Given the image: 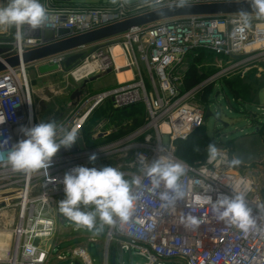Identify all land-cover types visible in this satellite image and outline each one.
I'll return each mask as SVG.
<instances>
[{"label":"built area","instance_id":"1","mask_svg":"<svg viewBox=\"0 0 264 264\" xmlns=\"http://www.w3.org/2000/svg\"><path fill=\"white\" fill-rule=\"evenodd\" d=\"M238 0H189V4L237 2ZM243 1V0H239ZM51 0H41L49 11V21L41 29L70 30L68 36L79 35L126 18L153 10L149 0L137 7L128 6L126 0H116L106 8H60ZM239 13L226 15H184L133 27L112 38L80 46L54 54L35 62L6 68L0 72V140L10 137L9 146L23 139L21 126L35 124L27 68L32 64H57L63 66L67 56L81 52V59L88 63L91 72L102 73L116 67L113 48H120L124 63L122 69L130 70L131 78L118 81L113 87L88 93L84 92L75 103L73 113L63 124L79 130L83 148L56 154L48 170L35 173L15 172L7 165L8 149H0V211L10 206L17 210L13 249L7 251V264H51V249L46 241L55 229L52 217L56 197L65 196L63 175L75 166L89 167V156L97 159L122 153L132 155L131 167L137 166V153H143L149 161L158 155L157 145L174 160L188 165L182 178L185 198L174 208H165L159 199L160 190L147 187L136 191V209L123 230L106 226L103 264H109L108 252L112 245L121 252H134L144 259V264H264V198L260 191L264 186V167L251 168L240 174L222 160L209 162L208 158L188 164L175 155V141L185 140L203 124L206 106L198 97L208 84L221 79L242 63L260 58L264 54V19L251 14L249 25L243 32ZM9 52L0 55H18L41 47V38L17 36ZM94 46L91 50L86 49ZM1 46L5 47L4 44ZM202 50L216 57L229 59L221 67L190 89L184 87L182 65L194 52ZM118 66V65H117ZM110 105L122 112L142 109V116H132L130 121L113 128H105L106 118L89 141L80 132L86 120L99 107ZM113 112H111L112 114ZM114 114V113H113ZM122 115V114H120ZM135 117V119H134ZM122 129L121 137L102 145H88L90 140L110 137ZM62 149V148H61ZM223 150L229 159L228 153ZM137 168V169H138ZM129 177L140 174L124 172ZM147 185L150 182L145 179ZM211 186L207 193L213 199L217 193L231 194V190L246 191L249 206L253 209L255 224L248 231L228 226L217 218L211 204L197 202V197ZM58 212L59 208H57ZM61 213V212H60ZM194 217L200 221L198 228H187L181 221ZM91 241H95L92 237ZM56 262L65 264H92L84 247L54 256ZM54 264V263H52Z\"/></svg>","mask_w":264,"mask_h":264},{"label":"rangeland","instance_id":"2","mask_svg":"<svg viewBox=\"0 0 264 264\" xmlns=\"http://www.w3.org/2000/svg\"><path fill=\"white\" fill-rule=\"evenodd\" d=\"M84 1L96 0H72L73 4ZM114 1L116 0H113L112 3ZM129 1H138L143 4L148 0ZM71 7H74L73 9L85 8V6L81 7L76 5H72ZM106 7L94 6V8ZM15 34L16 28L7 30L0 29V47H3L1 44H4L5 47L12 48ZM93 47V45L89 46L86 50L89 51ZM195 55L196 52L190 54L183 62L182 72H184L185 78L193 63L198 74H202V81L229 62V59L216 57L208 52H202V55H199V59L197 58L196 60L194 59ZM36 68L37 66L35 64H32L29 69L27 68L35 124L41 121L47 122L50 119H55L60 123L63 121L65 122L75 108V103L72 104L70 96L74 90L80 88L84 80L89 81L86 83L83 90L85 93L84 96H81L83 99L88 93L109 88L115 83L113 73L105 75L100 72L98 75L97 72H90V66L88 63H84V60L76 62L69 68L61 66L59 71L44 75H39ZM126 74L127 78H131L132 75L130 71ZM126 77L122 75V80ZM91 78L94 79L91 80ZM122 80L119 79V81ZM184 82H186V79ZM224 82L230 84L231 89L236 90V92L233 93ZM208 86H211V88L205 98L206 101L202 100L204 92L199 95L198 100L202 104L206 102V108L209 109L211 116L203 120L202 125L204 128L199 130L197 134L206 131L212 142L216 143L220 149H225L227 151L229 160L234 156L238 157L241 160V164L233 166L235 168L234 170L238 173L243 174L251 168H258L262 171L264 167V142L258 139L255 132L262 131L264 133V54L260 58L242 63L236 69L222 76L221 79H216L213 83L208 84ZM204 90L205 88L203 91ZM118 111L119 110H114L110 107L109 104L107 106L104 105V107H99L90 115L89 119L92 118L86 120L80 134L84 138L85 133L90 129L95 127L94 130L96 131L99 125L105 122L106 118L109 121L105 125V128H113L115 125L118 126L120 123L130 121V118L137 114L141 117L142 112H144L143 108L141 110H133L131 108L122 112ZM111 112L114 114H111ZM130 127H132V125L130 126V124H127L125 127H121L118 131L113 132L110 135V137L115 136L113 138L108 136L105 138H97L90 140L91 142L87 144L91 145V147L102 145L105 142L121 137L123 134L122 129H128ZM92 132L94 131L91 130L90 133ZM259 136L262 138L261 134ZM131 159V154L122 155V153H117L103 159H97L94 164L89 163V167L101 168L103 166H113L118 167L123 172L133 171L138 173L137 166L131 167ZM125 177L128 179L131 178L127 174H125ZM263 189L260 191L262 196ZM64 198L65 196L56 197L57 203L53 207L54 212L57 211L58 202ZM16 218L17 210L14 206L0 211V231H9L10 234H0V257L3 259L7 256V251L10 252V250L13 249L14 236L11 234V230L15 226ZM66 221H68L71 227L76 226L70 220L67 219ZM66 221L64 220L62 222L63 224L60 223L61 228L57 233V239L59 240L58 244H56L54 240L52 242V239L47 240L46 244L53 243V252L61 253L66 258H68L71 248L78 246L84 247L93 259L92 264H103L105 244L104 232L106 227L102 233L94 235L88 230L72 231L71 227L68 229ZM92 237L95 238V241H89ZM2 242H5V244ZM109 248H113V246L110 245ZM3 259H0V264H7ZM54 264L65 263L54 262ZM115 264H144V259L134 252H120L117 250ZM164 264L167 263L165 262Z\"/></svg>","mask_w":264,"mask_h":264},{"label":"clouds","instance_id":"3","mask_svg":"<svg viewBox=\"0 0 264 264\" xmlns=\"http://www.w3.org/2000/svg\"><path fill=\"white\" fill-rule=\"evenodd\" d=\"M246 2L251 11L239 10L240 32L249 25L251 14L264 19V0ZM188 5L189 0H149V6L158 14ZM48 21L49 11L41 0H0V29L16 28L18 37L23 36L26 29H41ZM4 122L0 119V124ZM19 131L23 139L9 146L11 138L6 137L0 140V149H8L7 165L13 171L22 173L48 170L58 151L61 148L71 149L80 137L76 127H65L55 119L41 121L31 127L21 126ZM156 151L158 155L151 161L143 153H137L140 174L130 179L113 166L71 168L60 181L65 198L58 202L59 211L77 228H86L96 235L102 233L106 226L123 230L134 215L138 189L147 187L150 191L160 190L159 199L164 202V207L174 208L185 198L182 178L188 171V165L172 159L160 145H157ZM97 158V154L92 153L89 162L94 164ZM207 158L209 162L222 160L229 166L241 164L238 157L229 160L214 142L207 145ZM145 179L150 183L146 185ZM210 191L209 185L204 194L197 197V202L211 204L219 220L242 231L254 226L255 216L247 201L246 191L232 189L230 195L217 193L215 199L207 194ZM181 222L193 229L200 225V221L194 217Z\"/></svg>","mask_w":264,"mask_h":264},{"label":"water","instance_id":"4","mask_svg":"<svg viewBox=\"0 0 264 264\" xmlns=\"http://www.w3.org/2000/svg\"><path fill=\"white\" fill-rule=\"evenodd\" d=\"M240 9H245L251 11L249 4L246 0L237 2H214V3H204V4H189L187 7L179 8L171 11H167L164 14H158L156 11L151 10L148 12H143L135 16L126 18L122 21H118L79 35L68 36L70 30L67 28L59 27L57 29H38L36 31L25 30V37L41 38L45 45L26 51L22 53L19 57L18 55L7 56L4 61L0 60V72L6 68V65L14 67L20 63L26 64L38 61L45 57L65 52L71 49L78 48L80 46L89 45L99 41H103L121 33L128 31L133 27L143 26L155 21L162 19H167L171 17L184 16V15H226V14H236L239 13ZM11 47H0V55L9 52ZM81 53L72 54L67 56L64 60L63 66L69 68L76 62L80 61ZM61 67L57 64H39L37 65V73L39 75H44L52 72L59 71ZM111 70H107L105 73H109ZM94 78H91L93 80ZM89 80H84L80 88L74 90L70 96L72 103H76L82 94L86 83ZM217 94V93H216ZM211 116L208 108L205 110L204 119ZM77 143L79 148L82 149V140L78 139ZM75 149L73 146L71 149H60L57 154H64L66 152H71ZM64 218H66L64 216ZM115 248L111 250V264H115ZM74 264H79L75 262Z\"/></svg>","mask_w":264,"mask_h":264},{"label":"trees","instance_id":"5","mask_svg":"<svg viewBox=\"0 0 264 264\" xmlns=\"http://www.w3.org/2000/svg\"><path fill=\"white\" fill-rule=\"evenodd\" d=\"M202 50H198L196 51V55L194 57V59L196 60L199 55L201 56L202 55ZM199 59V58H198ZM202 74H198L197 70L194 68V63L191 64V68L188 70V75L187 77L185 78L184 76V81L186 79V82H184V87L185 89H190L192 88L193 86H195L197 83H199L202 79ZM224 84L234 93L236 92V90L234 89H231L230 87V84H228L227 82H224ZM210 88L211 86H206L205 87V90L203 91L204 95L202 97V100H205L207 94L209 93L210 91ZM206 101V100H205ZM206 103V102H205ZM204 104V106H206ZM92 118V117H91ZM90 118V119H91ZM89 119V120H90ZM204 127L203 125L198 128L197 130H195L193 133H191L188 137L189 138H186L185 140H176L175 141V146H176V149H175V155L185 161L186 163L188 164H194L196 162H199V161H204L205 158L207 157V151H206V147L209 143H212V140L211 138L207 135L206 131H202L200 132L199 134L198 131L199 130H202ZM86 129V128H85ZM260 133L262 134L263 136V139H264V133L262 131H260ZM112 138L115 137V136H111ZM110 137V138H111ZM109 138V139H110ZM198 149V150H197ZM205 156V158H204ZM204 158V159H202ZM199 159H202V160H199ZM199 160V161H197ZM263 197H264V189H263Z\"/></svg>","mask_w":264,"mask_h":264},{"label":"crops","instance_id":"6","mask_svg":"<svg viewBox=\"0 0 264 264\" xmlns=\"http://www.w3.org/2000/svg\"><path fill=\"white\" fill-rule=\"evenodd\" d=\"M52 2V5L53 6H55V7H60V8H74V7H71L72 5H76V6H81V7H94V6H103V7H108V6H111V3H112V1L113 0H96V1H84V2H80V3H78V4H73V2H72V0H51ZM127 2H128V6H131V7H137V6H139L140 4H142V3H140V2H132V1H129V0H126ZM119 54V56L118 57H120L121 55H120V53H118ZM122 57V56H121ZM115 61H116V58H115ZM119 62H117L116 61V67L118 68V70H116L115 68H113L109 73H113L114 74V81H115V83H114V85L113 86H115L116 84H117V82L119 81V78H118V74H122L124 77H126L127 76V72L128 71H130V70H125V69H122V70H120L121 68H123V67H120V66H122V64L124 63V60H123V58H122V60H121V63H119ZM118 65V66H117ZM89 69V68H88ZM90 72H91V68H90ZM102 73H104L105 75H107V74H109V73H105V72H102ZM100 73H98V75H99ZM127 78V77H126ZM126 78H124V79H126ZM123 79V80H124ZM113 86H111V87H113ZM110 88V87H109ZM106 89V88H105ZM103 90V89H102ZM100 91V90H99ZM81 96V95H80ZM75 102V101H74ZM74 102L72 103V104H74ZM65 122L63 121L62 122V124H64ZM95 128V127H94ZM94 128H92V129H90L89 131L91 132V130L92 131H94ZM86 132V129H85V136H84V140H86L87 142L89 141V138H90V136H92V133H90V132ZM255 134H256V136L258 137V139L260 140V141H262V142H264L263 141V136H262V134L258 131H256L255 132ZM261 134V136H262V138L259 136ZM57 203V202H56ZM56 203H55V205H56ZM58 205V207L57 208H59V203L57 204ZM52 217L55 219V229H54V232H53V234H52V236L49 238V240H51L52 242H53V240L54 241H56V244H58V242H59V240L57 239V233L59 232V230H60V228H61V224H63L62 222L65 220H67V218H64V215L62 214V213H60V212H58V210L57 211H53L52 212ZM61 223V224H60ZM66 225L68 226V229H69V227H71L70 226V224L68 223V221H66ZM71 230L72 231H79V230H82V231H86L87 229L86 228H77L76 226H72L71 227ZM89 241H91V238L89 239ZM52 244L53 243H51V244H46L47 246L46 247H49L51 250V261H50V263L52 264V263H54V262H56V259H55V257L54 256H56V255H58V254H61V253H54L53 252V248H52ZM79 247V246H78ZM110 247V246H109ZM75 248H77V247H74V248H71L70 250H69V252L70 251H72L73 249H75ZM104 248H105V244H104ZM111 250H112V248H109V252H108V260H109V263L111 264ZM115 252H117V250L115 251ZM121 252V251H120ZM115 257H116V255H115ZM0 259H3V258H1L0 257ZM166 263L167 264H174L172 261H166Z\"/></svg>","mask_w":264,"mask_h":264},{"label":"bare ground","instance_id":"7","mask_svg":"<svg viewBox=\"0 0 264 264\" xmlns=\"http://www.w3.org/2000/svg\"><path fill=\"white\" fill-rule=\"evenodd\" d=\"M118 53H120V48L118 47V46H116V47H114L113 48V55H115V58H116V61L117 62H119V63H121V60H122V57L120 56V57H118L119 56V54ZM118 63V64H119ZM128 73V72H127ZM118 78L120 79V80H122V75L121 74H118ZM9 234V231H0V234L2 235V234ZM10 235V234H9ZM3 244H5V242H2Z\"/></svg>","mask_w":264,"mask_h":264}]
</instances>
